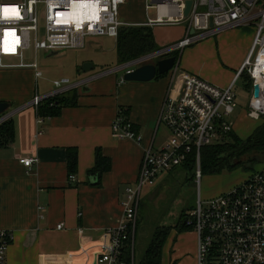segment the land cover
<instances>
[{"label": "crops", "instance_id": "obj_1", "mask_svg": "<svg viewBox=\"0 0 264 264\" xmlns=\"http://www.w3.org/2000/svg\"><path fill=\"white\" fill-rule=\"evenodd\" d=\"M10 1L23 0L0 3ZM127 1L131 0L123 5ZM143 7L144 0L140 9ZM122 9L123 22L145 21L142 15L128 16L125 7ZM185 29L183 24L155 26L156 43L163 47L176 42L183 38ZM255 34L256 27L247 25L201 40L178 52L176 69L150 81H123V73L111 71L121 65L119 61L111 69L97 68V61L85 49L88 44L97 46L88 39L102 36L88 37L83 48L68 49L74 50V62L58 74L52 73L57 64L42 66L45 62L39 54L42 77H36L31 68L0 67V103L9 104L0 113V127L13 126L12 138L0 128V226L13 236L7 264H97V255L110 238L108 230L122 219V202L128 186L139 176L145 150L150 146L156 149L168 139L161 113L174 81L180 85L183 74L192 73L228 87L247 58ZM232 47L239 51L232 53ZM43 53L49 57L45 51L40 55ZM85 62H92L93 69L84 72ZM60 78L88 81L60 95L58 113L39 122V111L29 103L36 92L53 90V81ZM120 109L143 135L142 142L113 136L112 122ZM162 126L165 131L157 141ZM97 150L111 161L109 169L99 176L92 173ZM74 151L77 168L72 174L69 159ZM24 157H35L37 162L28 168L20 162ZM70 175L76 179L71 181ZM176 244L170 261L163 258V264L175 260L176 264H197V245L184 249L182 236Z\"/></svg>", "mask_w": 264, "mask_h": 264}, {"label": "built area", "instance_id": "obj_2", "mask_svg": "<svg viewBox=\"0 0 264 264\" xmlns=\"http://www.w3.org/2000/svg\"><path fill=\"white\" fill-rule=\"evenodd\" d=\"M191 1L186 15L188 0H144L147 18L140 25L153 28L183 24L186 25L185 35L111 71L123 70L125 74L152 59L179 52L224 30L252 24L257 26L253 45L228 87H220L192 73H184L180 85L174 81L164 98L161 113V122L169 132L168 139L156 149L150 146L145 150L139 176L126 190L122 219L108 230L110 238L102 245L97 264H128L123 258L124 247L130 240L145 185H155L163 173L184 164L194 152L199 165L201 149L222 142L234 129L233 121L227 117L239 105L235 86L242 71H247L252 79L247 115L255 119L264 115V0ZM125 2L23 0L0 3V67L31 68L36 77H42L39 52L80 49L85 47L90 36L116 39L119 28L126 24L120 19V8ZM74 3H83L79 13L72 11ZM150 10H155V16L150 15ZM41 11L45 17L44 28L40 26ZM30 49L33 58L28 54ZM6 58L10 60L5 61ZM122 80H125L124 76ZM86 81L56 79L53 90L36 92L29 104L37 111L45 102L54 106L58 96L84 85ZM256 84L261 85L257 97L254 95ZM43 120L44 117L39 115V122ZM112 134L117 139L138 143L143 140V135L135 130L124 109H120L112 122ZM20 162L31 168L37 158L24 157ZM69 178L71 181L76 179L74 175ZM185 224L197 234V264H264V166L217 197L205 201L199 197L198 206L188 215ZM58 227L61 228L62 224ZM12 238V233L0 226V264H7Z\"/></svg>", "mask_w": 264, "mask_h": 264}, {"label": "rangeland", "instance_id": "obj_3", "mask_svg": "<svg viewBox=\"0 0 264 264\" xmlns=\"http://www.w3.org/2000/svg\"><path fill=\"white\" fill-rule=\"evenodd\" d=\"M141 2L142 0H131L123 5L128 16L136 13L140 15V17L142 15V18L146 20L147 14H145L144 11L145 7H143L144 9H140ZM123 7L121 6L120 13ZM150 15L155 16V10H150ZM121 17L120 14V19ZM44 23V12L41 11L40 26L42 28H44ZM140 23L139 21L126 22L125 26L140 25ZM255 27L257 29V26ZM241 28L242 27H238L235 29L241 30ZM92 40L97 46H90L88 44L85 52L89 53L90 56L97 61L95 62L97 68L107 70L116 67L118 65L116 39L109 36L88 39V41ZM232 49V53H235V51L237 53V49L239 51V48L232 47ZM41 53L42 51L39 52L40 59L45 62L42 66L47 65L52 68L53 63L57 64V71L52 72L53 74H58L59 69H66L74 62V50H66L59 56H49L48 58L44 56V53L40 55ZM175 53L170 55L167 54V56L174 55ZM28 54L33 56V50L30 49ZM159 58L157 57L144 64L156 62ZM161 58H163V56H161ZM219 58L220 61L224 63L223 54H220ZM8 60L10 59H5V61ZM118 72L124 74L123 70ZM235 90L238 94L239 105L235 112L228 116L227 119L235 123L236 133H238L241 141L245 142L253 136V132L257 126L261 124L264 125V115L260 116L258 119L251 118L247 115L250 110L249 100L252 90L245 86L243 78L237 82ZM164 131L165 128L162 126L158 131L157 141L162 139ZM193 166L194 167L188 169L180 165L176 169L161 175L157 179L158 181L155 185L144 186L143 196L139 201L137 217L132 228L129 245L127 247L128 249L124 255V257L128 256L131 258V264H137L139 262L145 253L153 232L157 228H169V235L163 248L164 261H170V258L175 252L177 240L181 236L184 237V249L191 247L192 243L194 246L197 245V236L193 228L191 226L184 227L183 224L191 211L198 206L199 197H201L203 201L217 197L241 183L248 177L249 173L264 166V141L260 142L257 147L233 157L219 173H213L209 170L203 172L201 161L199 165L196 162ZM176 262L175 260L171 262V264H176Z\"/></svg>", "mask_w": 264, "mask_h": 264}, {"label": "trees", "instance_id": "obj_4", "mask_svg": "<svg viewBox=\"0 0 264 264\" xmlns=\"http://www.w3.org/2000/svg\"><path fill=\"white\" fill-rule=\"evenodd\" d=\"M116 48L119 64H123L128 60L137 58L149 52L160 49V46L156 43L153 28L144 25H122L119 28L118 36L116 38ZM178 53V52H177ZM174 55L177 57L178 54ZM245 81V86L249 89L252 87V79L247 71H242L240 74ZM61 104L60 96L55 99V105L50 106L48 102H45L40 106L39 114L44 116H52L57 114L60 110ZM0 128L3 132H7L8 137H13V126L11 124H4ZM253 136L242 142L235 128L229 132L224 140L217 144L207 145L201 149V168L202 171H210L213 173H219L229 163V161L241 154L242 152L251 150L258 146V144L264 141V125L261 124L255 128ZM11 140L9 138H5ZM196 164L195 152L190 154L188 160L182 164L185 168L194 167ZM111 161L108 157L104 156L101 150H97L96 154V166L92 170L94 175H98L103 171L109 169ZM77 168V154L70 153L69 169L73 174ZM176 169V168H175ZM258 169V168H257ZM188 215V213H187ZM183 226H187L184 222ZM183 228V227H182ZM181 228V229H182ZM169 235V228H157L151 237V240L145 250V253L137 264H163V248ZM129 240L126 242L123 252V258L128 264H131V258L124 257L127 252ZM129 255V254H128Z\"/></svg>", "mask_w": 264, "mask_h": 264}, {"label": "water", "instance_id": "obj_5", "mask_svg": "<svg viewBox=\"0 0 264 264\" xmlns=\"http://www.w3.org/2000/svg\"><path fill=\"white\" fill-rule=\"evenodd\" d=\"M192 1L188 0L187 8L185 10V14L188 15L191 8ZM194 29H192V33ZM65 49H49L45 50L47 56L55 57L63 54ZM177 62V57L175 55L165 56L163 58H159L156 62H150L147 64H143L134 68L130 72H126L124 74L125 81H150L154 79L157 75L165 74L171 71ZM94 67L92 62H85L83 64V71L88 72L92 70ZM261 90V85L256 84L254 86V95L259 96ZM9 108V104L6 102L0 103V113H4Z\"/></svg>", "mask_w": 264, "mask_h": 264}, {"label": "bare ground", "instance_id": "obj_6", "mask_svg": "<svg viewBox=\"0 0 264 264\" xmlns=\"http://www.w3.org/2000/svg\"><path fill=\"white\" fill-rule=\"evenodd\" d=\"M82 5H83V3H74L72 11L74 13H79V11H81L83 9Z\"/></svg>", "mask_w": 264, "mask_h": 264}, {"label": "snow or ice", "instance_id": "obj_7", "mask_svg": "<svg viewBox=\"0 0 264 264\" xmlns=\"http://www.w3.org/2000/svg\"><path fill=\"white\" fill-rule=\"evenodd\" d=\"M8 10L7 9H5V12H7Z\"/></svg>", "mask_w": 264, "mask_h": 264}]
</instances>
